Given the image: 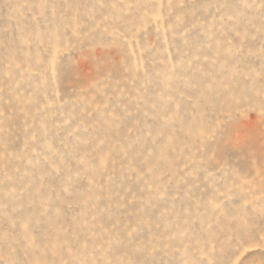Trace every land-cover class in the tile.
<instances>
[{
  "label": "rangeland",
  "instance_id": "obj_1",
  "mask_svg": "<svg viewBox=\"0 0 264 264\" xmlns=\"http://www.w3.org/2000/svg\"><path fill=\"white\" fill-rule=\"evenodd\" d=\"M0 264H264V0H0Z\"/></svg>",
  "mask_w": 264,
  "mask_h": 264
}]
</instances>
